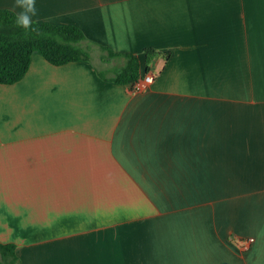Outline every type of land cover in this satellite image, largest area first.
I'll return each instance as SVG.
<instances>
[{"label": "crops", "instance_id": "crops-1", "mask_svg": "<svg viewBox=\"0 0 264 264\" xmlns=\"http://www.w3.org/2000/svg\"><path fill=\"white\" fill-rule=\"evenodd\" d=\"M36 7L91 59L36 52L0 83V242L21 264H264V0ZM106 47L152 85L111 80L126 59Z\"/></svg>", "mask_w": 264, "mask_h": 264}, {"label": "trees", "instance_id": "trees-1", "mask_svg": "<svg viewBox=\"0 0 264 264\" xmlns=\"http://www.w3.org/2000/svg\"><path fill=\"white\" fill-rule=\"evenodd\" d=\"M15 15L13 9L0 7V83L12 84L21 80L29 70L36 52L55 65L91 59L88 37L80 26L39 20V31L25 34L16 25ZM106 48L110 56H123L126 59L111 80L119 84H134L142 72L143 63L139 55L118 53ZM157 52L153 47L145 50L147 69ZM101 76L106 77L102 72ZM0 264H21L15 243L0 242Z\"/></svg>", "mask_w": 264, "mask_h": 264}, {"label": "clouds", "instance_id": "clouds-1", "mask_svg": "<svg viewBox=\"0 0 264 264\" xmlns=\"http://www.w3.org/2000/svg\"><path fill=\"white\" fill-rule=\"evenodd\" d=\"M15 8L19 11L15 15V23L25 34L37 33L39 31V20L36 0H15Z\"/></svg>", "mask_w": 264, "mask_h": 264}, {"label": "built area", "instance_id": "built-area-1", "mask_svg": "<svg viewBox=\"0 0 264 264\" xmlns=\"http://www.w3.org/2000/svg\"><path fill=\"white\" fill-rule=\"evenodd\" d=\"M155 80V73L153 71H143L141 72V76L139 79L131 85L132 89L135 91H144L149 88ZM253 238H249L243 241V247L247 249Z\"/></svg>", "mask_w": 264, "mask_h": 264}]
</instances>
